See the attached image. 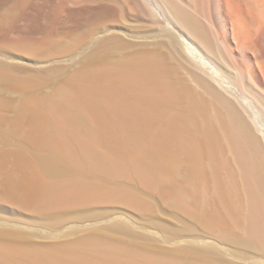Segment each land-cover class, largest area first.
Masks as SVG:
<instances>
[{
    "label": "bare ground",
    "instance_id": "1",
    "mask_svg": "<svg viewBox=\"0 0 264 264\" xmlns=\"http://www.w3.org/2000/svg\"><path fill=\"white\" fill-rule=\"evenodd\" d=\"M90 1H124L163 35L113 62L107 52L127 43L117 33L98 40L86 68L76 69L49 102L61 115L52 121V140L39 138L41 145L53 144L62 163L87 172L128 174L149 185L162 173L182 177L179 184L161 185L162 192L217 239L254 252L264 264V0ZM102 5L93 7L94 14L111 17ZM176 55L191 67L187 77L179 76ZM224 72L235 76L240 97L229 90ZM8 186L23 191L15 177ZM106 193L82 180H64L41 186L37 198L54 205ZM133 254L117 246L98 260L79 255L49 264L209 263L190 257L182 263L171 254L136 260ZM22 255L44 263L37 252L0 245L2 262Z\"/></svg>",
    "mask_w": 264,
    "mask_h": 264
},
{
    "label": "rangeland",
    "instance_id": "2",
    "mask_svg": "<svg viewBox=\"0 0 264 264\" xmlns=\"http://www.w3.org/2000/svg\"><path fill=\"white\" fill-rule=\"evenodd\" d=\"M12 1L16 0H0V245L45 258L36 263L22 255L0 264H49V259L66 261L79 255L98 260L106 248L117 246L129 248L136 260L142 254H171L182 263L183 257H190L208 264H258L261 258L254 252L217 239L162 192L161 185L179 184L182 177L162 173L149 185L128 174L87 172L62 163V153L53 152V144L49 149L41 145L42 140H52V121L61 115L49 102L76 69L86 68L98 40L117 33L127 43L121 51L107 52L113 62L130 54L135 45L153 42L163 31L123 7L124 1L104 5L90 0H24L19 7ZM102 4L111 9V17L94 14ZM112 8L121 12L116 9L114 14ZM173 63L179 65V76L187 77L191 67L182 56L176 55ZM52 67L58 69L56 75H46ZM224 76L229 90L240 97L235 76ZM11 177L19 180L22 192L8 189ZM64 180H82L107 193L54 205L37 198L41 186Z\"/></svg>",
    "mask_w": 264,
    "mask_h": 264
}]
</instances>
